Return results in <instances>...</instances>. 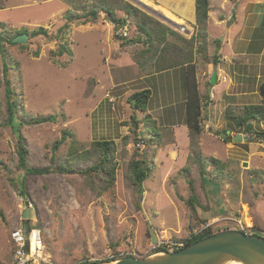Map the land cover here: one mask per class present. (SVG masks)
<instances>
[{
    "label": "rangeland",
    "instance_id": "obj_1",
    "mask_svg": "<svg viewBox=\"0 0 264 264\" xmlns=\"http://www.w3.org/2000/svg\"><path fill=\"white\" fill-rule=\"evenodd\" d=\"M124 1L171 27L160 13L158 0H153V6ZM210 4L215 7L212 24L206 26V50L210 46L211 53L204 54L208 62L203 60L204 55H196L195 67L211 63L213 69L212 60L228 53L224 43L231 33L236 39L238 34H242L241 39H250V43L236 40L234 46L257 55L264 46V0H210ZM0 7V35L9 39L17 30L28 31L25 45L4 44L12 61L9 81L19 102L18 114L32 118L57 115L55 123L33 124L26 119L19 128L27 150L24 168L18 163L16 136L9 127L0 126V264H11L9 234L21 228L27 207L28 224L40 230L42 252L50 264H110L106 261L116 256L143 258L158 247L168 250L165 248L170 243H181L208 226L221 229L218 232L225 228L255 232L264 238V122H252L253 132L259 133L257 137L227 117L229 112L239 115L245 106L262 103L256 87L264 81V60L258 72L251 69L242 86L249 94L248 105L219 111L214 101L211 108L216 112H202L204 119L210 118L219 130L245 133L247 139L226 143L225 139L230 138L228 130L220 136L207 131L197 137L193 147L184 125L183 70L148 76L133 68L131 56L144 45L127 44L130 47L124 51L126 46L119 44L121 39L115 36L117 28L103 13L95 23H72L63 40H54L66 13L73 9L66 0H0ZM116 16L124 17L120 11ZM225 17L226 23L219 25ZM178 23L177 27L183 26L185 32L178 28L176 31L186 39L197 33L195 29L191 35L190 29ZM234 25L238 30L231 29ZM39 27L46 30V37H30V32ZM126 29L127 40L138 37L131 23H126ZM63 47L70 54L59 55ZM1 67L0 59V124L6 116ZM222 70L229 74L225 68ZM209 86L202 89V103L207 97L210 102ZM143 89L151 91L146 113L134 112L128 97ZM213 89L214 95L216 87ZM133 114L139 119L135 131L130 122ZM146 115L155 120L158 135L146 131ZM63 132L70 135L64 138ZM96 141L114 144L115 180L107 189L103 188L101 176L89 178L77 171L90 165L80 156L90 151ZM96 157L97 154L89 155V159ZM142 157L150 171L142 183L139 200L128 180L127 167ZM197 157L204 167V177L216 183L202 182ZM210 158L222 165L214 168L208 163ZM60 166L74 171L59 173L55 169ZM43 168L53 170L42 174L25 172ZM188 179L193 182L197 198L194 211L186 204Z\"/></svg>",
    "mask_w": 264,
    "mask_h": 264
},
{
    "label": "trees",
    "instance_id": "obj_2",
    "mask_svg": "<svg viewBox=\"0 0 264 264\" xmlns=\"http://www.w3.org/2000/svg\"><path fill=\"white\" fill-rule=\"evenodd\" d=\"M68 4L73 6V9L68 11L64 18V23L57 29V34L54 40H63V35L66 34L72 23H95L101 13L109 17V21L113 23L114 28H119L124 26L127 22L134 26V31H136L137 36L133 39H121L120 44H143V48L134 51L131 59L136 63L139 69H141L146 75H154L157 73H162L171 69L178 67H184V85H185V116L184 125L188 130V137L190 139V144L194 147L197 141V137L202 133V112L207 109L209 103V97L202 103V99L198 93V85L195 78L196 67H195V55H204L206 50V26L208 18L209 3L208 0H195V28L196 34L189 39L180 36L179 34L173 32L168 27H165L160 22L155 21L150 16H147L136 7L132 6L124 0H66ZM0 9H2L0 7ZM120 11L123 13L124 17L119 19L116 16V12ZM20 34H27L28 31L25 28L17 30L14 35L7 39L0 35V59L2 62V83L4 85V95L6 104V116L0 126L9 127L13 134L17 138V155L18 163L20 168H24L26 164L27 150L23 144L22 138L18 133L19 128L25 122L33 124H44V123H55L57 121V115L41 116L37 118H32L27 114H18L20 111L19 102L16 98L14 90L9 81V71L12 69L11 60L5 50L4 44L16 45L17 43H12V39ZM46 37V30L39 27L37 30L30 32V37L35 36ZM172 37V38H171ZM172 39V40H171ZM24 47V46H21ZM70 54V51L63 47L59 51V55L62 53ZM207 53V52H206ZM216 59V58H215ZM203 60L208 62L207 55L203 56ZM212 60V59H211ZM212 61L215 60L213 59ZM258 92L262 98V103L260 105L245 106L239 115H234L232 112L227 113L229 121L234 119L237 126H243L245 132L250 135L259 133L253 132L252 122H264V81L258 86ZM151 97V91L149 89H143L134 92L128 97V103L132 110L146 113L147 104ZM138 118L136 114H133L130 118V122L134 126V131L138 128ZM144 127L149 134L158 135L155 127V120L150 119L149 116H144L143 118ZM230 130V129H227ZM69 132H63L64 138L69 136ZM261 135V134H260ZM224 136V135H223ZM230 139V138H228ZM228 139L226 143L229 142ZM64 141V140H63ZM112 141H96L91 145V150L88 152L81 153L80 157L84 161H89L90 165L83 170H77L78 173L83 174L89 178H93L92 175L101 176L100 179L104 180V189L109 188L114 184L115 180V163H113L114 146ZM97 154V157L89 159V155ZM76 158V156H74ZM79 158V157H77ZM196 160L199 162V174L201 176L202 182L208 180L210 183H216V180L212 178L204 177V167L200 162V158L197 157ZM210 165L221 166V162L214 158L208 160ZM27 173L31 174H42L50 173V168L43 169H25ZM59 173H72L74 170L72 168L59 167L55 169ZM149 165L145 158H140L139 160H133L128 163L127 167V177L130 185L134 187L135 193L139 197H142L143 189L142 183L149 176ZM189 173L186 170V174ZM188 175V174H187ZM187 184L189 187V197L186 201L188 208L191 211L195 210V204L197 203V198L194 195V186L192 180L188 179ZM219 184V183H218ZM22 191V189H21ZM221 230V229H219ZM219 230H214L211 226L200 230L197 233H192L183 240V247L185 248L203 238L211 236L218 232ZM227 230V228L222 229ZM245 234L258 235V233L252 232L247 233L243 230ZM260 236V235H258ZM163 250L162 247L154 249V252ZM121 258V257H120ZM119 257H112L108 259V263L114 262ZM79 264H95L94 262H83Z\"/></svg>",
    "mask_w": 264,
    "mask_h": 264
},
{
    "label": "crops",
    "instance_id": "obj_3",
    "mask_svg": "<svg viewBox=\"0 0 264 264\" xmlns=\"http://www.w3.org/2000/svg\"><path fill=\"white\" fill-rule=\"evenodd\" d=\"M132 1H134L138 4H141V5L145 4V5H152L153 6V4H152L153 0H132ZM155 1L157 2V0H155ZM208 3H209V10H208V18H207V27H210L212 24V23H210V18H211V14L213 16V12H214L213 9L215 7H213L210 4V0L208 1ZM158 4H159V8L162 10V11H160V13L164 17L165 22H167L168 24H171V27H169L170 25L163 24L165 27H168L173 32L182 36L179 32L176 31L178 28L176 25L177 23L174 24L172 22L173 20L171 18L169 19V17H167V15H166V14H170L179 21L178 24H182V25L186 26L187 29H190L192 32L191 35L194 33V31L196 29L195 28V0H158ZM145 5H143V6H145ZM226 21H227L226 17L223 20V22H222V19H220L219 25L225 24ZM236 25H237V23H236ZM231 29H233V31H236V29L238 30V28H236V26L232 27ZM232 36H233V33H231L229 35V37L226 38L227 42H225V43L222 42L221 48L223 47V43H224V45L228 48V53L226 55L220 54L221 57L217 58L219 61L218 63H217V59H215L213 69H212L211 63L205 64L203 66V68L202 67L196 68L195 76H196V81L198 84L199 95H202V89H205V85L210 84L209 82H210V78H211V75L213 74V72H215V74H216L215 84L211 85L210 91L207 90V94L208 95H209V93L211 94L210 102L208 103V106H207V110L210 112H216V110L211 108L214 106L213 104H211V103H214V101H217L219 111H223L228 106H234V105L245 106V105H248L249 104L248 102L250 101V99L248 97L249 94L246 90H243V87H242V86H245V83H244L245 78L248 77L246 75L250 73L251 69H253V70L255 69V71L258 72L262 67L261 63L264 60V46L262 47L261 51L257 55L251 56L247 48L239 49L233 45L234 42L236 45V40L237 41H243L244 43H250V39H247V40L241 39L240 36H242V34H238L237 39L235 37H232ZM132 45H136V44H130V46H132ZM130 46L124 47L123 50L126 51L125 49L129 48ZM209 47L207 49V55H209V53H211V50L209 49ZM220 52H221V49H219L218 53H220ZM196 59H197V57L195 55V62H194L195 66L197 63ZM220 61L224 65H221ZM252 61L254 62V64L252 63ZM237 62H238V64H237ZM132 64H133V66H132L133 68H135V69L138 68L134 62H132ZM230 65L232 66V68L229 67ZM223 68H225L229 74H226L224 72V70H222ZM240 68H242L243 73H240ZM178 70L184 71V67H178L175 69L164 71L162 73H157L154 76H159V75H164V74L169 75V74H173L174 72H176ZM220 70H221V75H220ZM260 77H261V75H260V73H258L256 76L257 81H259ZM215 87H216V92L213 95L212 92L214 90L213 88H215ZM238 87H242V88H238ZM256 88L258 89V87H256ZM256 93H257V91H256ZM183 104H184V109H185V98L183 100ZM202 117H203L202 128H205V130L202 129V131L203 130L204 131L199 136L204 135L205 132H207V131L211 135L216 134V132H217V133H219V136H220V135H222L224 130H227V129L219 130L218 128H216L218 126L215 125L214 123H212L210 118L204 119V116H202ZM228 131H229V137H230L229 141H231V139L236 135H241L243 137H246L245 133H235L232 130H228ZM216 136H218V135L216 134ZM250 136H252V135H250ZM46 257H48V256H46Z\"/></svg>",
    "mask_w": 264,
    "mask_h": 264
},
{
    "label": "water",
    "instance_id": "obj_4",
    "mask_svg": "<svg viewBox=\"0 0 264 264\" xmlns=\"http://www.w3.org/2000/svg\"><path fill=\"white\" fill-rule=\"evenodd\" d=\"M109 20V17L106 16ZM12 43L25 45L28 41L27 34L14 37ZM216 74L210 78V86L215 84ZM247 137L234 136L231 141L240 143ZM27 206V204H26ZM29 208L22 214L24 220L21 229L24 233L29 230ZM152 234V243L156 242ZM264 264V238L258 235L245 234L239 230H223L203 238L185 248L169 252L160 250L143 258L126 257L110 264Z\"/></svg>",
    "mask_w": 264,
    "mask_h": 264
},
{
    "label": "built area",
    "instance_id": "obj_5",
    "mask_svg": "<svg viewBox=\"0 0 264 264\" xmlns=\"http://www.w3.org/2000/svg\"><path fill=\"white\" fill-rule=\"evenodd\" d=\"M181 32H185L183 26H178ZM126 24L117 28L115 36L118 38L127 37ZM10 241L12 243V261L11 264H50L48 257L43 255V243L40 230L31 228L24 233L21 228L10 231ZM183 247L181 243H170L167 251L173 252Z\"/></svg>",
    "mask_w": 264,
    "mask_h": 264
},
{
    "label": "bare ground",
    "instance_id": "obj_6",
    "mask_svg": "<svg viewBox=\"0 0 264 264\" xmlns=\"http://www.w3.org/2000/svg\"><path fill=\"white\" fill-rule=\"evenodd\" d=\"M166 15H167V17H169V19L171 18L173 21H176L177 23L179 22L172 15H170V14H166ZM227 264H239V263L232 262V263H227Z\"/></svg>",
    "mask_w": 264,
    "mask_h": 264
},
{
    "label": "clouds",
    "instance_id": "obj_7",
    "mask_svg": "<svg viewBox=\"0 0 264 264\" xmlns=\"http://www.w3.org/2000/svg\"><path fill=\"white\" fill-rule=\"evenodd\" d=\"M30 226V225H29Z\"/></svg>",
    "mask_w": 264,
    "mask_h": 264
}]
</instances>
